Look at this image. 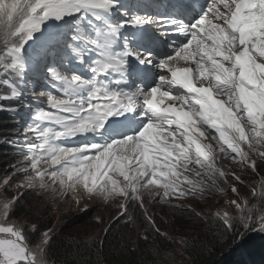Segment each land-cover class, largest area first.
Segmentation results:
<instances>
[{
	"label": "snow or ice",
	"instance_id": "1",
	"mask_svg": "<svg viewBox=\"0 0 264 264\" xmlns=\"http://www.w3.org/2000/svg\"><path fill=\"white\" fill-rule=\"evenodd\" d=\"M118 2L0 0V85L13 88V78L23 80L29 71L34 76L41 74L42 63L36 58L30 62L33 54L27 52L26 46L50 18L61 21L65 16L87 10L99 20L101 13L111 12ZM153 19L136 14L108 31L98 32L97 38L90 41L98 51L91 78L55 67L43 68L58 94L38 93L47 97L48 110L37 111V123L29 126L25 135L31 155L14 165L11 174L0 177V264H47L46 250L54 239L53 229L43 232V239L35 248L30 246L23 224L13 219L25 194L21 190L39 186L41 190L58 193L54 199L71 198L77 204L87 198L98 196L107 200L110 195H121L124 200L119 209L123 215L117 223L124 220L125 224H135L129 214L130 189L134 193V205L149 225L143 236L147 242L153 236L169 239L168 232L157 225L148 205L187 210L206 220L205 214L172 201L187 197L205 199L206 193L228 191L240 197L239 185L244 184L241 174H230L218 166L213 145L203 142L210 130H215L213 138L225 159L252 172L264 168V0H212L199 20L178 27L177 31L187 33L188 39L174 55L160 60L159 67L165 74L160 75L157 86L147 92L140 89L135 94L113 90L131 77H142L139 66L129 63L130 56L141 64L151 63L149 56L130 46L148 37L126 38L122 30L129 24L140 27L152 23ZM160 22L179 23L166 18ZM189 37L191 43H188ZM72 41L69 50L83 59L80 45L85 41L78 36H73ZM59 43L58 36L48 37L36 55L55 53ZM209 73L213 78L218 77L209 89L212 99H219L220 95L227 97V102L221 101L222 107L213 105L207 94L195 95V89L204 87L201 80ZM181 83L193 89L191 98L202 106L200 110L185 107L190 97L171 95L169 85L176 87ZM216 88L220 89L219 93L214 91ZM19 94L15 90L10 95L0 94V100ZM168 100L174 103L167 106ZM137 108L152 123L146 127L143 123L132 130L135 118L129 113ZM168 116L174 118L169 120ZM201 120L211 127L201 130ZM165 123L177 125L178 133L163 128L161 125ZM192 129L203 139L189 136L187 133ZM101 130L112 137L103 144L60 147L55 143ZM251 195L264 202V179L259 191L253 185ZM230 203L239 209L238 218L227 210L215 213L225 231H234L237 221L243 229L260 230L264 225V208L257 214L256 206L247 197L242 201L232 199ZM31 227L37 229L35 224ZM237 235L243 239L241 233Z\"/></svg>",
	"mask_w": 264,
	"mask_h": 264
},
{
	"label": "trees",
	"instance_id": "2",
	"mask_svg": "<svg viewBox=\"0 0 264 264\" xmlns=\"http://www.w3.org/2000/svg\"><path fill=\"white\" fill-rule=\"evenodd\" d=\"M4 92L0 90V94ZM19 99L21 100L22 97ZM0 106H2L0 109V177H3L11 174L13 166L25 156L18 152L16 146H13V143L18 142L21 137L19 111L25 108L19 109V105L12 99L0 100ZM259 170L263 171L264 168H259ZM259 170L257 174L260 173ZM23 201L24 199L18 205ZM252 204L255 205V201ZM25 210L26 208H23L22 211ZM29 212L31 213V210ZM134 214V220L137 221L135 224H125L123 221L120 224H123L122 228L132 233L137 240H132L130 236L117 230L113 232L115 227L110 230L115 237L109 233L107 237H103L102 242L97 240L99 244L95 242L76 244L69 239L55 237L47 248L48 261L54 264H264V225L262 230L251 233L256 228L245 227L243 229L241 223L237 221L234 231H225L214 216L202 220L193 213L176 211L170 212L163 218V213L154 212L155 217L163 218L161 222L163 226L170 225L171 229L175 227L172 233L180 239L182 249L184 248L185 256L181 255L183 257L181 260V258L177 259L171 254H166L167 249L170 250L173 245L169 239L164 240L153 236L145 242L143 236L147 234L145 230L149 227L148 222L142 211L137 209ZM179 219H187L189 227H192L191 238L182 237V229L176 226V221ZM42 220L43 217L39 219L40 223H43ZM44 225L40 224L37 227V233L29 236L31 243L34 239H40V232L44 230ZM201 225H204L205 229L195 234L193 228ZM136 226L140 227L142 235H137L136 232L130 230ZM237 233H241L243 238L247 235V239L242 241L240 246H236L242 240L238 238ZM119 253L123 255L121 259Z\"/></svg>",
	"mask_w": 264,
	"mask_h": 264
},
{
	"label": "rangeland",
	"instance_id": "3",
	"mask_svg": "<svg viewBox=\"0 0 264 264\" xmlns=\"http://www.w3.org/2000/svg\"><path fill=\"white\" fill-rule=\"evenodd\" d=\"M44 66L48 68L47 62L44 63ZM49 67H52L50 63H49ZM43 77L48 78L49 76L48 74L47 75L44 74ZM34 79L36 86H39L40 84L39 77H34ZM27 116H30L32 119H34V116L36 117V115H32V112L30 110L28 111ZM23 121L25 125V132L22 134V141L24 140L23 138H25V135L29 128L27 127L26 119H23ZM197 138L203 139L199 137L198 131H197ZM22 141H18L20 149L25 150L26 153L29 154L26 145ZM211 141H212L211 139H207L204 140L203 142L211 144ZM23 161L24 158L19 160L18 164H20ZM44 167H47V165H44ZM258 170L259 168L257 169V171ZM225 171L229 172L230 174L232 172L241 174V177L244 180V184L239 185L241 192L240 197H237L235 194L231 193L230 194L231 198L228 199V197L222 198V196L224 197V193H221L222 196L218 193H206L205 199H199L196 197H194V200L189 199L187 201V198L184 199L185 207L187 209H195V211L205 214L207 218L211 216L215 217L216 212L218 211L222 212L224 210L229 211V213L232 216L238 218L240 215L239 209H237L233 204H231L230 201L232 199H237L238 201H242L245 197H247L251 202L255 201L257 214H259V210L264 208V202H262L257 197H253L251 195V191L253 185L255 184H256V190L257 191L260 190V182L262 179H264V170L263 171L259 170L260 173L258 172L259 174H257V171L252 172L248 169H241L237 163H233L227 165ZM230 183H235V182L230 181ZM221 186L227 187L226 185L223 184H221ZM21 191L25 192L23 196L24 201L22 204L17 205L15 212L17 216L15 215L13 219H15L17 223L23 224V230L25 232V235L28 238L30 246H32L33 248H35L39 244V242L43 239V232L47 231L49 228L53 229L54 238L60 237V238L69 239L70 241H73L76 244H88L93 242L98 243L97 240L102 242L103 237H107L109 233H111L112 237H115V234L109 231V229L111 230V228L113 227H115L113 232L117 230L127 236H130L132 240H137L132 233L122 228L123 224H120L121 221L117 223L118 220L117 215L121 211L119 209V205L124 200V198L121 195H115V194L110 195L113 198L107 200H102V198L98 196L87 198L84 199L82 203L77 204L75 200L71 198L65 199L61 197L59 199H54L53 198L54 195L58 196V193L54 194L50 189L41 190L39 186L34 187L33 189L21 190ZM14 194L15 193H13V195ZM145 200L147 201V196H145ZM24 203H26L27 205H25ZM23 208H26L24 212L22 211ZM29 210H31V213L30 212L28 213ZM26 212L28 214H25ZM133 216H135V214H133ZM42 217H43L42 220L43 223H40L39 219ZM215 219L217 220L218 218ZM134 222L136 223L137 221L134 220ZM33 224H35L37 227L40 224H45V225L43 227L44 230L40 232L41 234L40 239L38 240L34 239L32 240L31 243L29 236H31V234L37 233V229L33 230L31 227ZM176 226L182 229L183 232L182 237L184 238L192 237V235L190 234V231H192L191 230L192 227L191 226L189 227V223L187 222V219L186 220L179 219L178 221H176ZM160 227L162 231L168 232L169 240L173 243L171 249L170 250L167 249L166 254L167 255L171 254L173 257L177 259L181 258L182 260L183 257H181V255H184L183 252L184 248L182 249L180 239L172 233L175 227L171 229L170 225L163 226V224ZM204 229L205 226L201 225L199 227L193 228V231L195 232V234L196 233L198 234L200 231H203ZM130 230L136 232L137 235H142V232L140 231V227L136 226L130 228ZM246 239H247V235L244 236L242 241L244 242ZM118 255L120 259L123 257L122 253H119ZM47 257L48 254L46 250L45 259L47 260V264H54L48 261Z\"/></svg>",
	"mask_w": 264,
	"mask_h": 264
},
{
	"label": "bare ground",
	"instance_id": "4",
	"mask_svg": "<svg viewBox=\"0 0 264 264\" xmlns=\"http://www.w3.org/2000/svg\"><path fill=\"white\" fill-rule=\"evenodd\" d=\"M124 0H119V2H123ZM197 5H198V3H197ZM198 7V6H197ZM120 8H121V10H124L121 6H120ZM191 10H193V12H194V5H193V1L192 0H189V2L187 3V10L185 11V13L183 14V17H185V16H187V14H189L190 13V11ZM168 17V16H167ZM167 17H166V19H167ZM168 20V19H167ZM105 21H106V23H108L111 27L112 26H114L113 24H112V22H111V19H110V17H109V15H107L106 14V16H105ZM141 30V29H140ZM137 32H139V29L138 30H136ZM131 35V34H130ZM127 38V37H126ZM127 41L125 40V43H126ZM133 45V43L131 44V46ZM96 55V54H95ZM92 58V60L93 61H95V60H97L98 59V56L97 57H92V55H90L89 57H87V59H85V61L87 62V61H89L90 59ZM133 79H138L137 77H132ZM144 78H145V76L142 78V80H144ZM143 84H144V86H148L149 85V81L148 80H144V82H143ZM183 85H187V84H185V83H183ZM133 86V85H132ZM133 89H136V88H133ZM138 90H140L141 89V87L140 86H138V88H137ZM176 97H179V95L177 94L176 95ZM209 100H213L211 97H209ZM142 130V129H141ZM93 132H88V133H86V134H92ZM99 134H100V136H99V138H95V137H93V136H91L90 137V140H96L97 142H98V144H103L106 140H109V134L107 133V131L106 130H101V132H99ZM80 143H81V146L83 145V142L82 141H80Z\"/></svg>",
	"mask_w": 264,
	"mask_h": 264
},
{
	"label": "clouds",
	"instance_id": "5",
	"mask_svg": "<svg viewBox=\"0 0 264 264\" xmlns=\"http://www.w3.org/2000/svg\"><path fill=\"white\" fill-rule=\"evenodd\" d=\"M222 196V195H221ZM228 197V199H230L231 197H230V193L228 194H226V196H222V198H227ZM186 211V210H185ZM184 211V212H185ZM189 213H191V212H189ZM156 221L158 222V220L156 219ZM161 223V222H160ZM160 225H162V223L160 224ZM143 234H145V232H143ZM241 242H242V240H240L238 243H237V245L236 246H238V245H240L241 244Z\"/></svg>",
	"mask_w": 264,
	"mask_h": 264
}]
</instances>
